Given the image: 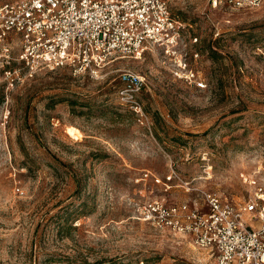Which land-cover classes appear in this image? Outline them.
<instances>
[{
    "label": "rangeland",
    "instance_id": "1",
    "mask_svg": "<svg viewBox=\"0 0 264 264\" xmlns=\"http://www.w3.org/2000/svg\"><path fill=\"white\" fill-rule=\"evenodd\" d=\"M169 5L203 90L154 51L113 55L96 75L41 70L10 91L0 82V264H214L139 209L201 207L198 190L238 204L248 178L264 184V2ZM126 72L143 81V126L117 102Z\"/></svg>",
    "mask_w": 264,
    "mask_h": 264
},
{
    "label": "built area",
    "instance_id": "2",
    "mask_svg": "<svg viewBox=\"0 0 264 264\" xmlns=\"http://www.w3.org/2000/svg\"><path fill=\"white\" fill-rule=\"evenodd\" d=\"M172 0H18L0 5V82L12 90L37 71L70 69L93 74L113 55L136 57L156 52L175 79L203 90L206 83L188 62L185 24L173 15ZM185 2L187 0H176ZM221 0H213L216 6ZM264 0H224L234 10L256 9ZM194 58L198 54L193 55ZM117 102L140 125L148 122L139 95L142 79L121 76ZM176 177L172 171L166 183ZM149 178L148 173L143 179ZM156 184L165 185L152 177ZM251 193L240 203L223 201L198 190L201 207L144 203L142 222L175 236L209 254L214 264H264V184L248 178ZM185 185H188L186 183ZM206 211H203V208ZM139 264H144L140 262Z\"/></svg>",
    "mask_w": 264,
    "mask_h": 264
}]
</instances>
